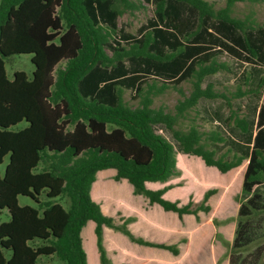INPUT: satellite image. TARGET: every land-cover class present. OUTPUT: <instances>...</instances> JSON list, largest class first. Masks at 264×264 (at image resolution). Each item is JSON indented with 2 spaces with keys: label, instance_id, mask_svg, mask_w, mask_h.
<instances>
[{
  "label": "trees",
  "instance_id": "16d2710c",
  "mask_svg": "<svg viewBox=\"0 0 264 264\" xmlns=\"http://www.w3.org/2000/svg\"><path fill=\"white\" fill-rule=\"evenodd\" d=\"M147 1L155 3V17L133 36L118 26L119 17L137 7L133 0H1L0 164L6 156L9 162L0 173V219L7 210L9 220H0V264H50L42 257L66 264H114L104 244L107 228L178 255L177 243L135 235L129 227L135 217L116 223L91 190L99 171L115 169L116 181L126 179L134 194L180 219L209 212L207 201L216 189L207 190L198 203L174 197L175 189L179 195L189 190L170 183L181 175L180 155L223 174L247 161L246 200L239 207L233 248L258 235L250 225L252 217L264 219L259 189L264 183V103L252 119L232 99L260 96L264 75L258 82L245 75L246 88L239 84L227 92L205 82L228 69L218 61L224 52L264 68V21L234 15L246 0H226L221 8L208 0ZM117 31L123 42L113 44ZM15 54H32V76L21 70L8 77L5 58ZM61 62L65 66L57 68ZM148 75L163 82L146 81ZM185 80H191L192 91L173 112L154 106L157 96ZM126 90L135 92L137 106L125 99ZM217 98L229 108L227 123L249 133L251 147L238 145L239 152L228 148L223 153L227 137L222 130L205 131L195 120L180 127L201 100ZM156 183L164 185L151 186ZM21 195L37 205H21Z\"/></svg>",
  "mask_w": 264,
  "mask_h": 264
},
{
  "label": "rangeland",
  "instance_id": "374dc122",
  "mask_svg": "<svg viewBox=\"0 0 264 264\" xmlns=\"http://www.w3.org/2000/svg\"><path fill=\"white\" fill-rule=\"evenodd\" d=\"M133 1L136 3L137 7L126 10V12L119 17L118 26L125 33L139 36L141 34V29L148 24L150 19L155 17L156 6L153 1ZM208 1L213 2L216 8L224 7L226 4V0ZM234 15L242 18L250 15L256 20V22L262 24L264 21V1L253 2L246 0L244 2H239L235 7ZM121 34V31H117L111 39V43L114 44L116 40L122 41L123 39L120 37ZM124 42L127 45L131 43ZM107 51L112 55L113 51L110 47L107 48ZM218 61L225 62L228 65V69L210 75L205 82V85L208 82L214 83V87L218 91H234L239 84H242L243 87L246 88L247 86L245 85L244 76L248 74L250 75V73L252 74V80L254 82H258L259 78L264 75L263 67L252 65L247 61L235 58L226 52L220 54ZM5 62L7 75L10 79L13 78L16 71L21 70L25 71L29 76H32L35 69L32 62V54L11 55L5 58ZM63 66H65V62H61L57 68ZM146 77V81H154L159 85L163 82L161 79L154 78L150 75ZM177 87L179 88L171 86L164 93L157 96L155 98L154 106H163L166 107L168 111L173 112L176 104L186 96L190 95L192 91V82L191 80H185ZM134 95L135 92L133 90H126L125 99L132 106H137L139 104V99L134 97ZM232 102L235 108L240 106L242 115L248 113V115L254 119L256 109L264 103V88L260 91V96L258 97L247 96L240 99L233 98ZM229 114V108L226 106L223 99H203L190 113V119L184 120L183 123L180 124V127L187 128L192 122L191 120H195L201 129L205 131L211 129L222 130L227 137V142L222 146L223 153L228 148H231L234 152H239L238 145H240L242 149L251 147L249 133H243L233 124L227 123L226 118ZM24 125L25 122H22L18 127ZM166 134L169 138H172L169 132L166 131ZM196 160L197 158L192 156L186 157L185 155H180L179 167L181 169V175L172 179L170 183L175 186L189 188V190L187 189V193L182 195H179L180 189H175V194L178 195H175L174 197L180 198L184 203H187L189 200L198 203L203 199L204 193L207 190L216 189V192L207 201L211 206V210L209 212L199 211L197 217L188 214L180 219L178 215H175V212L165 211L158 204L155 205L156 207L152 206V208L155 207L152 209L145 196L134 194L133 187L128 181L127 182L132 189L122 182L123 180L116 181L113 178H107L110 172L104 174L107 183L106 186L102 188V194L110 197L114 204L119 202L122 198L130 208L135 206L136 208L141 209L142 207L143 211L148 209L151 215L155 214L158 218L166 219L168 223H165L160 230H157L154 238H150V240H155L156 238V241L158 242L165 240V244L177 243L180 250L179 254L175 255L173 252L162 248L153 249L148 246L142 247L140 244L131 242L123 233L107 228L105 229L104 234V244L108 256L114 264H228L227 258L231 251V242L239 218L238 207L243 200L242 182L247 161L245 160L241 166L223 174L213 170H207V167L198 162L199 160ZM8 162L9 156H6L4 162L0 164L1 175H4ZM151 186L157 187V185L154 184ZM259 188L264 192V183ZM19 201L21 205H37L30 197L23 195L19 196ZM195 206L196 205H193V207ZM111 208H116V205H112ZM125 210L128 209L125 208ZM138 213L139 212H134L133 214L137 215ZM151 215L148 214L149 217H152ZM112 216L115 217V222L120 224L122 223L121 219L125 218L126 215L122 211H119L115 212ZM178 219L180 221L179 229L177 228ZM0 220H9V213L7 210L3 211ZM251 220L255 224L260 223L264 226V219L260 220L259 216L252 217ZM131 224L132 223L129 224V227L132 232L135 235L144 238H147L148 235H150L151 229H153V231L155 230L153 227H147L141 219H138L134 224ZM171 224L174 226L172 229ZM87 229L89 230L90 227ZM257 234H259V232H257ZM257 243L264 244V232L261 231V239L258 240ZM124 247L128 250H123L122 248ZM253 250L254 247H250L249 249H245L244 253L246 254ZM89 252L92 256V249L90 246ZM42 258L43 261H49L50 264H58L57 262L60 264H66L59 259L56 262V257ZM93 259L94 258L91 257V262ZM261 264H264V260Z\"/></svg>",
  "mask_w": 264,
  "mask_h": 264
},
{
  "label": "crops",
  "instance_id": "0c3cea01",
  "mask_svg": "<svg viewBox=\"0 0 264 264\" xmlns=\"http://www.w3.org/2000/svg\"><path fill=\"white\" fill-rule=\"evenodd\" d=\"M108 172H110V174H109V176L107 178H109V179L113 178L114 179V176L116 174V170L107 169V170H103V171H99L98 172L96 181L93 183L92 190H91V195H92L93 199L95 201H97L98 203H100L102 208H103V211L105 213L109 214V215H113V214H115V212L122 211L123 213H125L126 216L135 217V221L132 224H134L136 221H138V219H141L147 225V227L155 228L154 231H153V229H151L150 235H148V237L145 238V239L150 240V238H154V236L157 233V230H160V228L162 226H164L165 223H168V221L166 219L164 220V219L156 217L155 214L151 215V213H150V211L148 209H145V211H143L142 207H141V209H138L135 206L130 208V206H127L128 204L126 203V201L123 200L121 197H120L121 200L119 202H116V204H114L113 200L110 199V197L102 194V188L105 187L106 183H107L106 180H105L106 177H104V174H106ZM122 182L127 184L129 186V188L132 189V187L128 184L126 179H123ZM154 185H157V187L163 186V185H161V183H156ZM183 188H185V187H183ZM261 192H262V194L264 196V192L263 191H261ZM114 196H116V195H114ZM242 196H243V194H242ZM244 196H243V200L242 201L246 200V197H244ZM117 200H119V199H117ZM241 202L239 204V207L241 205ZM144 203H145V199H144ZM112 205H116V208L112 209L111 208ZM155 205H157V204L151 205V208H152V206H155ZM239 207H238V213H239ZM125 208L128 209V210H125ZM154 208H152V209H154ZM152 209H150V210H152ZM134 212L135 213L139 212V213L137 215H134L133 214ZM148 214H150L153 217V219H152V217H149ZM162 214H164V213H162ZM175 215H178V214L176 213ZM186 215H188V214H186ZM186 215H184V216H186ZM191 215H193V214H191ZM238 217H239V215H238ZM259 217H260V215H259ZM156 218H158V219H156ZM161 221H162V223H161ZM238 221H239V218L237 220V224H236V228H235V234H234L233 240L231 242V251H230V253L228 255V258H227L228 259L227 260L228 264H240L242 260L244 261V264H261L262 261L264 260V244L263 243L258 244L257 242H258V240L261 239V231L264 232L263 231L264 226L262 224H260V223L259 224H255L254 223V225H250V231L251 232L257 231V232H259V234L258 235H252L251 234L252 241L245 242V240H244L243 243H241V242L238 243V245H239L238 248H233V243H234V240H235V237H236V230H237V227H238ZM177 222H178L177 228L179 229L180 228L179 227V222H180L179 219H178ZM173 227L174 226L172 225L171 229ZM141 233H143V232H141ZM154 241H156V238H155ZM159 241H161V240H159ZM250 247H254V250L245 254L244 250L245 249H249ZM151 248L154 249V247H151ZM122 249L125 250V251L128 250L125 247L122 248ZM133 249H135V248H133Z\"/></svg>",
  "mask_w": 264,
  "mask_h": 264
}]
</instances>
